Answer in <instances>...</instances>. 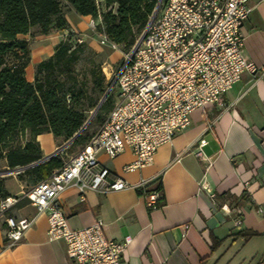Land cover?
<instances>
[{"label": "crops", "instance_id": "0c3cea01", "mask_svg": "<svg viewBox=\"0 0 264 264\" xmlns=\"http://www.w3.org/2000/svg\"><path fill=\"white\" fill-rule=\"evenodd\" d=\"M249 3L243 54L255 63L256 73L243 72L205 114L193 110L189 125L158 146L150 164L124 170L135 158L130 147L114 157L103 151L97 154L113 174L128 182L149 177V190H158L161 184L158 206L148 208L145 192L136 188L88 190L82 195L71 185L58 195L71 228L101 218L107 237L119 241L131 237L120 264H264V0ZM65 16L64 29L37 37L23 35L30 46L24 67L27 80H34L36 64L54 53L78 17L86 18V23L90 17L72 7ZM35 138L42 157L64 143L47 131ZM202 138L206 142L200 145ZM198 148L202 157L196 154ZM4 167L6 162L0 159V168ZM32 185L16 175L4 180L8 196H21ZM6 213L32 216L36 208L20 198ZM47 228V215L41 213L19 241L7 246L0 219V264H72L65 242L49 240ZM243 229L256 233L248 238L236 235Z\"/></svg>", "mask_w": 264, "mask_h": 264}, {"label": "built area", "instance_id": "2783aa9c", "mask_svg": "<svg viewBox=\"0 0 264 264\" xmlns=\"http://www.w3.org/2000/svg\"><path fill=\"white\" fill-rule=\"evenodd\" d=\"M251 10L249 0H161L142 37L124 53L115 75V101L86 143L21 196L0 199L6 245L19 241L37 216L45 213L47 238L65 242L72 264H120L131 237L120 241L107 237L101 218L71 228L59 193L71 185L82 195L88 190L136 188L145 192L148 208H156L163 193L148 189L149 177L128 182L113 174L97 154L103 151L114 157L130 147L135 158L123 166L124 170L150 164L158 146L189 125L193 110L199 108L205 114L206 107L219 102L243 72L256 73L255 63L243 54V24ZM97 16L100 18V13ZM97 16L90 15L88 28L99 27ZM69 35L72 32L64 36ZM99 42L112 49L119 45L102 31ZM205 142L199 140L200 145ZM196 154L203 156L200 148ZM20 198L35 206L34 215L6 213Z\"/></svg>", "mask_w": 264, "mask_h": 264}, {"label": "trees", "instance_id": "16d2710c", "mask_svg": "<svg viewBox=\"0 0 264 264\" xmlns=\"http://www.w3.org/2000/svg\"><path fill=\"white\" fill-rule=\"evenodd\" d=\"M66 1L80 15L98 14L99 0ZM101 1L106 9L101 13L100 31L117 44L130 48L145 28L158 0ZM61 6V0H0V159L5 160L8 168L42 158L35 138L38 133L51 132L65 142L86 119L80 98L85 95L87 85L86 81L76 77L75 72L83 42L73 43L69 38L60 41L49 58L36 64L33 81L27 80L24 74L30 46L23 35L33 26H38L43 34L66 28L67 19ZM88 71L92 87L103 92L108 84L100 64L92 61ZM68 80L71 84L65 87ZM111 98L109 94L105 100ZM104 108L105 103L96 115ZM15 136H20L23 142L12 146L10 141ZM88 138L81 132L66 147L72 143L83 146ZM64 161L58 152L20 171L17 177L34 184L48 177ZM5 178L0 175V199L8 196ZM161 188V184L156 186L158 190ZM255 233L251 229H243L236 235L248 238ZM218 241L215 240L216 243Z\"/></svg>", "mask_w": 264, "mask_h": 264}, {"label": "rangeland", "instance_id": "374dc122", "mask_svg": "<svg viewBox=\"0 0 264 264\" xmlns=\"http://www.w3.org/2000/svg\"><path fill=\"white\" fill-rule=\"evenodd\" d=\"M62 3V11L64 13L69 11V4L66 0H61ZM105 6L101 0L98 1V13H100V18L97 16L98 19L101 20V13L105 10ZM98 15V14H97ZM81 21L80 23H78ZM78 22L73 24V29H70L68 33L70 34L72 32V35L64 36V40L69 38L71 42H83V51L80 53L79 60L76 63L75 66V72L76 77L80 80L86 81L87 85V91L85 95H83L80 98V103L83 105V108H85V114L86 119L84 123L86 124V127L83 129L82 133L84 135L90 136L93 131L96 129V127L99 125L101 120L105 117L108 110L111 108L113 102L115 101L116 96V88L115 85L111 88L110 92L111 99L109 101L104 100L102 104L105 103V108L100 111L99 115H96L97 112L91 117V114L96 106V104L99 102L101 97L103 96L105 90L107 89L109 83L111 80L115 77L116 73L118 72L123 60H124V53L131 50L137 39L140 37L143 30L137 35L134 43L130 48H125L123 44H119L117 49L109 48L105 45L100 44L99 42V33L100 28L96 27L95 29H90L87 27L86 24V18L78 17ZM31 37H37L42 35L43 33L40 32V29L38 26H33L30 31ZM45 34H48L45 33ZM80 40V41H78ZM94 61L95 63L100 64L101 70L104 74L106 83L108 84L103 92L94 89L92 87V82L89 75V68L91 67V62ZM71 84L70 80L67 81L65 87L67 85ZM94 104V105H93ZM83 123V124H84ZM23 142V139L20 136H15L11 141L10 144L12 146H16L18 144H21ZM81 147V144L79 143H72L68 147H65L64 151H60V155L63 159H67L69 156L75 154L79 148ZM7 168V167H6ZM5 169L0 168V170ZM17 176V173L5 175V176ZM12 179H8V183H12Z\"/></svg>", "mask_w": 264, "mask_h": 264}, {"label": "water", "instance_id": "95a60500", "mask_svg": "<svg viewBox=\"0 0 264 264\" xmlns=\"http://www.w3.org/2000/svg\"><path fill=\"white\" fill-rule=\"evenodd\" d=\"M160 1L161 0H158L157 3H156V6L154 7V10L152 12V16H154L159 8V4H160ZM142 37V35L140 36V38ZM139 38V39H140ZM114 82H115V77L111 80V82L109 83L107 89L105 90L103 96L101 97V99L99 100V102L97 103V105L95 106L92 114H91V117L96 113V111L99 109V107L101 106L102 102L105 100L106 96L108 95V93L110 92L111 88L113 87L114 85ZM86 124L87 123H84L79 129L78 131H76L72 137H70L68 140H66L61 146H59L56 150H54L52 153L46 155V156H43L42 158H40L39 160L37 161H34V162H30L26 165H23V166H15L13 168H5V169H2L0 170V175L1 176H5V175H9V174H13V173H19L20 171L24 170L25 168H29L47 158H49L50 156L56 154L57 152L61 151L64 147H66L69 143L72 142V140L78 135L80 134L83 129L86 127Z\"/></svg>", "mask_w": 264, "mask_h": 264}]
</instances>
